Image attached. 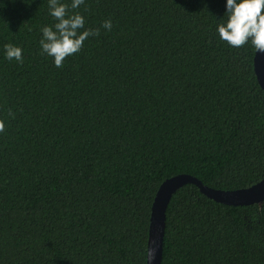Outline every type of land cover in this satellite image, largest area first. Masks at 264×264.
<instances>
[{"label": "trees", "instance_id": "obj_1", "mask_svg": "<svg viewBox=\"0 0 264 264\" xmlns=\"http://www.w3.org/2000/svg\"><path fill=\"white\" fill-rule=\"evenodd\" d=\"M226 3L85 0L81 31L100 35L61 69L39 44L56 23L48 0H0V264H147L164 181L233 191L264 179L256 50L220 39ZM162 264H264V201L229 206L185 185Z\"/></svg>", "mask_w": 264, "mask_h": 264}, {"label": "clouds", "instance_id": "obj_2", "mask_svg": "<svg viewBox=\"0 0 264 264\" xmlns=\"http://www.w3.org/2000/svg\"><path fill=\"white\" fill-rule=\"evenodd\" d=\"M85 0H72L71 4L61 0H48L49 15L56 21L52 26L41 28L39 41L41 54L51 57L56 68H63L66 58L78 54L84 42L90 37H98L100 29H85V19L78 9ZM264 0H227L226 22L217 26L220 39L230 47L240 49L251 44L257 52L264 53ZM107 31L112 30V21L105 20L102 25ZM5 58L23 64V50L11 43L4 45ZM8 115L15 118L9 109ZM7 131L6 123L0 119V134Z\"/></svg>", "mask_w": 264, "mask_h": 264}, {"label": "water", "instance_id": "obj_3", "mask_svg": "<svg viewBox=\"0 0 264 264\" xmlns=\"http://www.w3.org/2000/svg\"><path fill=\"white\" fill-rule=\"evenodd\" d=\"M254 70L257 81L264 91V53L256 51ZM187 184L197 186L202 194L215 202L229 206L252 205L264 201V179L248 188L233 191L210 188L196 177L187 174L167 179L160 185L152 205L147 264H162L166 211L173 195Z\"/></svg>", "mask_w": 264, "mask_h": 264}]
</instances>
